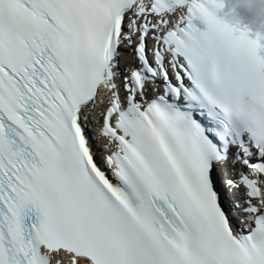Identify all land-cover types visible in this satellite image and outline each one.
Segmentation results:
<instances>
[{
  "label": "snow or ice",
  "instance_id": "6c2138e0",
  "mask_svg": "<svg viewBox=\"0 0 264 264\" xmlns=\"http://www.w3.org/2000/svg\"><path fill=\"white\" fill-rule=\"evenodd\" d=\"M0 264H264V0H0Z\"/></svg>",
  "mask_w": 264,
  "mask_h": 264
}]
</instances>
